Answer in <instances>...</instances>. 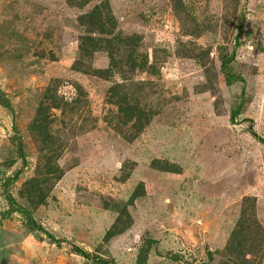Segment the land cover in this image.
I'll return each instance as SVG.
<instances>
[{
    "label": "rangeland",
    "instance_id": "rangeland-1",
    "mask_svg": "<svg viewBox=\"0 0 264 264\" xmlns=\"http://www.w3.org/2000/svg\"><path fill=\"white\" fill-rule=\"evenodd\" d=\"M95 9L114 63L79 50ZM0 89V264H264V0H0Z\"/></svg>",
    "mask_w": 264,
    "mask_h": 264
},
{
    "label": "trees",
    "instance_id": "trees-1",
    "mask_svg": "<svg viewBox=\"0 0 264 264\" xmlns=\"http://www.w3.org/2000/svg\"><path fill=\"white\" fill-rule=\"evenodd\" d=\"M98 9V8H96ZM93 10V12H91V14H93V18L91 19H87V24L89 26V33L91 34H96L97 37H93L89 34L84 35L81 38V42L79 44V50L81 52H85V54H92L93 52H95L97 49H104L106 51H108V55L110 57L111 63H114V54L118 51L117 48L114 46L116 43L113 42L114 39L120 41V38L115 37V35H113V23L110 25V28H105V20H103V18L101 19H96L97 15L99 14L97 10ZM101 16V14L99 15ZM124 39L122 38L121 44L123 43ZM102 44V45H101ZM129 51L127 54L130 58H132V53H134V48L133 46H129ZM132 60H134V58H132ZM75 66L77 68H80V66H78V63H75ZM114 66V65H113ZM113 66H111V68H109V72H112V68ZM78 70V69H77ZM96 74H98L99 76L102 77L101 74H104V72L107 71H95ZM226 75H228V73H225ZM232 80L227 78V83H231ZM118 88H120V85H117ZM116 86L110 89V93L109 95L113 98H116V102L118 105H121L122 103H125V110L121 109V113L122 116L124 117H128L129 119H132L136 121H139L138 127H137V132H139V130L144 126L143 124L141 125L140 123V114H143L144 109H142L141 107H139V105H137V103L130 105L126 102V97L125 93H121L120 92H116ZM0 106L7 109L9 112L14 113L13 111V107H12V103L8 97V95L2 90L0 89ZM132 112L136 113L135 117L130 116L132 114ZM236 114V112H234L232 114V117H234V115ZM130 116V117H129ZM149 116V115H147ZM144 122H148L149 118H144L143 119ZM12 128L14 129V133L15 135L13 136V144L16 146L18 155L20 156L22 162L24 163V155H23V145L22 142L20 140V137L18 135V130L15 124H13ZM264 142V141H263ZM21 173V170L15 172L12 176L10 177H6L3 181V184H1V189H2V194L4 196V199L8 202V208L11 212H18L19 214L22 215L23 220L25 225L27 226V228L32 232V234L38 238H41L42 235H45L46 238L52 243L55 244L57 246H61V244H63V242H66L65 239H61V238H57L55 237L53 234H51L50 232H48L47 230H45L41 225H39L31 216V213L28 209H26L25 207L19 205L17 202V200L15 199L14 196H12V193L9 191L10 190V185L17 180V178L19 177V174ZM41 235V236H40ZM149 244L148 246H146L145 248H141L138 251L137 254V260H136V264H146V260L148 258V254L149 251L151 249V246L153 244V242H155V240H150L148 241ZM72 252L78 255H81L84 258L90 259L94 264H113L111 259L96 255V254H90L88 252H85L83 249L79 248L78 246H72L71 247ZM171 259L174 260H179L178 255L176 256H172ZM201 264H208V262L206 263H201Z\"/></svg>",
    "mask_w": 264,
    "mask_h": 264
}]
</instances>
